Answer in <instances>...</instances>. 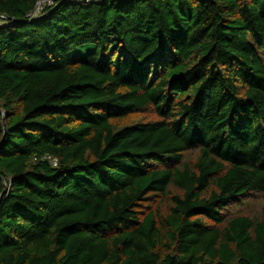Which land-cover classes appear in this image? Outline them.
<instances>
[{
	"label": "trees",
	"instance_id": "1",
	"mask_svg": "<svg viewBox=\"0 0 264 264\" xmlns=\"http://www.w3.org/2000/svg\"><path fill=\"white\" fill-rule=\"evenodd\" d=\"M35 3L0 0V264H264V0Z\"/></svg>",
	"mask_w": 264,
	"mask_h": 264
},
{
	"label": "built area",
	"instance_id": "2",
	"mask_svg": "<svg viewBox=\"0 0 264 264\" xmlns=\"http://www.w3.org/2000/svg\"><path fill=\"white\" fill-rule=\"evenodd\" d=\"M60 0H36L35 6L32 11L27 14L29 21L35 20L40 17L44 11L58 3ZM76 2H97L99 0H74ZM54 165H57V161H53Z\"/></svg>",
	"mask_w": 264,
	"mask_h": 264
},
{
	"label": "water",
	"instance_id": "3",
	"mask_svg": "<svg viewBox=\"0 0 264 264\" xmlns=\"http://www.w3.org/2000/svg\"><path fill=\"white\" fill-rule=\"evenodd\" d=\"M64 1H65V0H61V1H59L58 3H56L53 9L58 8V7H59ZM44 15H45V14L41 15V16L38 17V18H41V17H43ZM7 19L10 20L11 18L7 17Z\"/></svg>",
	"mask_w": 264,
	"mask_h": 264
}]
</instances>
